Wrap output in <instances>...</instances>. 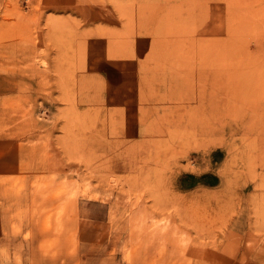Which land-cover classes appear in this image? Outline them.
<instances>
[{
	"label": "rangeland",
	"instance_id": "rangeland-1",
	"mask_svg": "<svg viewBox=\"0 0 264 264\" xmlns=\"http://www.w3.org/2000/svg\"><path fill=\"white\" fill-rule=\"evenodd\" d=\"M0 264H264V0H0Z\"/></svg>",
	"mask_w": 264,
	"mask_h": 264
}]
</instances>
